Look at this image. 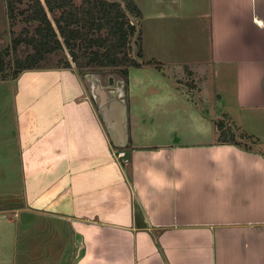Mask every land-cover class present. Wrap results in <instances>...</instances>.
Segmentation results:
<instances>
[{
	"label": "crops",
	"instance_id": "crops-1",
	"mask_svg": "<svg viewBox=\"0 0 264 264\" xmlns=\"http://www.w3.org/2000/svg\"><path fill=\"white\" fill-rule=\"evenodd\" d=\"M167 4L152 15L169 18L158 50L141 42L159 71L41 68L0 83V264H264V0ZM167 67L231 80L216 100L256 143H217V110ZM122 100L116 147L99 110Z\"/></svg>",
	"mask_w": 264,
	"mask_h": 264
},
{
	"label": "trees",
	"instance_id": "trees-1",
	"mask_svg": "<svg viewBox=\"0 0 264 264\" xmlns=\"http://www.w3.org/2000/svg\"><path fill=\"white\" fill-rule=\"evenodd\" d=\"M5 1L11 26L23 21L20 31L12 33V77L25 70L45 68L52 56L62 50L67 51L69 58H64L58 67H71L73 63L81 68L80 73L85 72V68L106 69L125 79L130 66H152L160 70L161 63L157 60H137L141 57L140 41L135 56L131 55L129 41L136 27L130 17L141 16L134 0ZM0 71H3L1 59ZM215 125L217 143L251 148L236 137L256 143L245 132L236 135L223 120H217Z\"/></svg>",
	"mask_w": 264,
	"mask_h": 264
},
{
	"label": "rangeland",
	"instance_id": "rangeland-1",
	"mask_svg": "<svg viewBox=\"0 0 264 264\" xmlns=\"http://www.w3.org/2000/svg\"><path fill=\"white\" fill-rule=\"evenodd\" d=\"M170 0H134L137 7L142 9L141 16L139 18H132L130 17L131 21L134 22L136 27V33L129 41V46L131 48V55L135 56L136 51L139 48V41L140 45L143 39V42L145 44V47L148 51L150 50H158L157 47H154L155 45H159L162 40H164V37L158 36V35H152L154 32H162L166 33L165 30H159L158 28L164 29L167 25V21H169L168 17H161V18H155L152 16L155 12L161 11L165 12L167 11V8L169 5ZM197 2H201L202 0H196ZM165 2V4H164ZM50 16V15H49ZM158 24H162L158 25ZM192 24V23H191ZM23 25V21L19 22L17 25L11 26L10 20L7 17V9H6V1L0 0V59L3 61V71H0V83H10L12 84L11 88H15V80L18 77H12V61H13V51H12V38H13V32L16 34L20 31L21 26ZM178 43L175 46V49L178 50L179 56H182L183 59V40L182 35L180 32ZM140 35V38H137V36ZM197 35V34H196ZM206 38V35H205ZM197 40H195L196 42ZM190 40L189 45L194 46L196 43ZM188 43V42H187ZM186 44V43H185ZM202 48V45H201ZM160 49L162 50H168L169 47L162 43L160 46ZM197 49L196 47L194 48ZM173 53H175L173 51ZM69 58V55L66 50H62L60 53L53 55L51 61L48 65H45V68H58V66L62 65L63 59ZM137 60L140 62V58H137ZM142 62V61H141ZM47 66V67H46ZM71 68H74L75 70L79 71L81 68L76 67L73 63H71ZM85 72L91 71L87 68L84 69ZM167 73L169 75H166L167 77H171V80L176 85L178 84L179 88L182 92H184L186 95H188L191 99H193L198 105L203 108L204 110H209L210 106L212 105L213 108H215L217 111L214 113L212 112V119L214 128H216L215 122L217 120H223L225 126L230 127L234 133L237 135L241 132H245L243 129H241L238 124L233 120V118L226 112L225 108H222V105H220V102L216 100L215 92H220L222 97L224 98V101L228 98L233 97V85L231 80H222L220 77V74H217L210 77V74L204 73V72H188L186 69L183 68H173L170 69L169 67L166 68ZM182 70V71H181ZM96 72H91L92 75L98 76L101 79L107 80L109 77V73L111 71L106 69L103 70H97ZM108 72V74H107ZM113 72V71H112ZM115 73V72H114ZM117 74V72L115 73ZM115 74H111L110 76H113ZM106 77V78H104ZM3 92V91H2ZM5 112L1 113L4 114ZM5 119L7 120V113L4 114ZM4 115L1 116L4 118ZM246 133V132H245ZM248 134V133H247ZM238 140L242 142H246L247 145H254V143H251L252 141H249L247 139L236 137ZM264 144H261L263 146ZM113 155L117 157L116 150L113 152ZM125 156V155H124ZM120 158V157H117Z\"/></svg>",
	"mask_w": 264,
	"mask_h": 264
},
{
	"label": "water",
	"instance_id": "water-1",
	"mask_svg": "<svg viewBox=\"0 0 264 264\" xmlns=\"http://www.w3.org/2000/svg\"><path fill=\"white\" fill-rule=\"evenodd\" d=\"M118 103V102H117ZM118 111H106L99 110L100 116L103 119L105 126L107 127L110 139L116 147H125L127 145L126 139V111L125 104L118 103Z\"/></svg>",
	"mask_w": 264,
	"mask_h": 264
},
{
	"label": "built area",
	"instance_id": "built-area-1",
	"mask_svg": "<svg viewBox=\"0 0 264 264\" xmlns=\"http://www.w3.org/2000/svg\"><path fill=\"white\" fill-rule=\"evenodd\" d=\"M116 153H117V157H123L124 155H125V152H124V150H118V149H116Z\"/></svg>",
	"mask_w": 264,
	"mask_h": 264
}]
</instances>
